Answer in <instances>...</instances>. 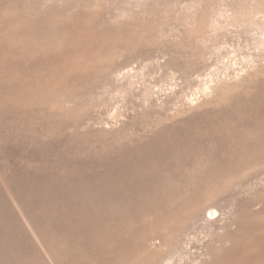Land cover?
Here are the masks:
<instances>
[{"label":"rangeland","instance_id":"rangeland-1","mask_svg":"<svg viewBox=\"0 0 264 264\" xmlns=\"http://www.w3.org/2000/svg\"><path fill=\"white\" fill-rule=\"evenodd\" d=\"M0 264H264V0H0Z\"/></svg>","mask_w":264,"mask_h":264},{"label":"bare ground","instance_id":"bare-ground-1","mask_svg":"<svg viewBox=\"0 0 264 264\" xmlns=\"http://www.w3.org/2000/svg\"><path fill=\"white\" fill-rule=\"evenodd\" d=\"M208 90H209V86H203L202 88H201V92H202V94H205V93H208ZM194 100V98H191V99H189V100H187V102L186 103H189V104H192V101ZM185 132V131H184ZM152 140V139H151ZM165 141V140H164ZM205 147V146H204ZM125 162V161H124ZM127 163V162H126ZM187 164V163H186ZM176 172H178V171H176ZM175 172V173H176ZM168 174H169V172H168ZM177 176V175H176ZM126 188V187H125ZM76 191V190H75ZM78 191V190H77ZM117 193V192H116ZM122 195V194H121ZM116 196H117V194H116ZM62 198V197H61ZM94 200V199H93ZM71 207V206H70ZM75 210V209H74ZM69 214H70V211H69ZM71 215V214H70ZM71 217V216H70ZM75 217V216H74ZM67 218V217H66ZM111 218V217H110ZM72 219H76V218H72ZM68 220V219H67ZM91 220V219H90ZM73 221V220H72ZM74 221H76V220H74ZM73 221V222H74ZM69 222V221H68ZM66 222H64V224H65ZM73 224H75V223H73ZM90 225V224H89Z\"/></svg>","mask_w":264,"mask_h":264}]
</instances>
